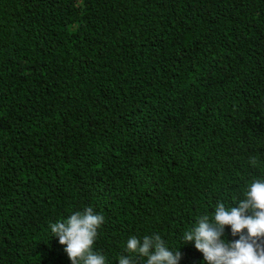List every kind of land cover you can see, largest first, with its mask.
Instances as JSON below:
<instances>
[{
	"label": "trees",
	"instance_id": "trees-1",
	"mask_svg": "<svg viewBox=\"0 0 264 264\" xmlns=\"http://www.w3.org/2000/svg\"><path fill=\"white\" fill-rule=\"evenodd\" d=\"M256 178L264 0H0V264H71L49 226L86 207L106 264H204L184 232Z\"/></svg>",
	"mask_w": 264,
	"mask_h": 264
},
{
	"label": "clouds",
	"instance_id": "clouds-1",
	"mask_svg": "<svg viewBox=\"0 0 264 264\" xmlns=\"http://www.w3.org/2000/svg\"><path fill=\"white\" fill-rule=\"evenodd\" d=\"M250 163L257 162L253 159ZM236 205L226 208L224 203H217L211 220L208 215L201 216L196 226L184 232L183 243H193L204 264H264V243L258 242L264 238V179L251 180ZM103 223V215L86 207L49 227L71 264H106L105 257L93 251ZM226 226L239 239H222ZM126 252L130 255H122L118 264H134V255L146 257V264H178L181 258L178 248L171 250L159 234L129 237Z\"/></svg>",
	"mask_w": 264,
	"mask_h": 264
}]
</instances>
